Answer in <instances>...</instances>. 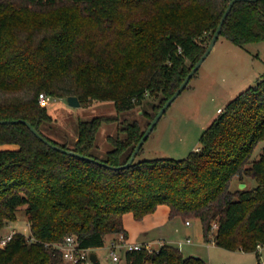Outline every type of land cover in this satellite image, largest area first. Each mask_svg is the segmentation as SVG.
Here are the masks:
<instances>
[{
    "label": "trees",
    "instance_id": "obj_1",
    "mask_svg": "<svg viewBox=\"0 0 264 264\" xmlns=\"http://www.w3.org/2000/svg\"><path fill=\"white\" fill-rule=\"evenodd\" d=\"M230 1L0 0V119L28 120L53 143L98 160L49 146L22 121L0 123V144L18 146L0 149V229L25 205L35 238L17 232L0 248V264H67L57 246L67 235L81 248H98L107 234L128 236L124 214L141 220L160 204L169 206L170 218H199L206 241L259 254L264 151L252 156L264 139V78L227 103L202 133L199 150L123 168L114 166L127 163L145 132L139 121L123 126L124 138L110 135L113 147L100 158L92 152L97 132L116 116L80 120L70 144L47 133L52 116L39 102L42 92L73 95L81 104L114 101L123 112L160 94L158 112L204 54ZM220 35L240 46L264 41V0L235 2ZM235 177L257 185L232 189ZM124 258L127 264H207L167 243Z\"/></svg>",
    "mask_w": 264,
    "mask_h": 264
},
{
    "label": "rangeland",
    "instance_id": "obj_2",
    "mask_svg": "<svg viewBox=\"0 0 264 264\" xmlns=\"http://www.w3.org/2000/svg\"><path fill=\"white\" fill-rule=\"evenodd\" d=\"M263 78L264 41L240 46L224 35H220L214 49L198 69V73L191 78L189 85L159 119L136 160L182 159L190 152L199 150L202 147V133L219 112L241 91L255 85ZM161 98L160 94H147L142 104L131 110L119 112L114 101L111 100H92L80 106H71L66 97H53L45 106L52 116L49 121L50 129L46 130L58 141H67L71 144L77 138L80 120L92 119L99 115H114L117 120L102 123L97 132L92 152L95 156L102 158L113 147L108 139L110 135L121 138L126 136L122 128L127 122L137 120L143 130L147 129L152 117L157 114L156 106L161 103ZM17 147L15 144H0V149H16ZM263 151L264 139L256 145L252 159H259ZM245 179L248 187L257 185L256 180L249 177ZM241 182L242 180L235 177L232 181V189L239 188ZM124 219L130 234L128 241L131 243L164 237L172 242V245H176V241L186 242L187 239H191V243L183 244V251L189 255L202 256L207 264L264 262V245L259 250V254L255 251L228 250L220 247L214 242L205 240L203 225L199 218H189L191 225H187L186 219L181 216L170 219L167 205H161L158 208L155 215L156 222L148 229L149 234L143 233L141 228L143 221L136 220L132 213H127ZM145 221L148 222V219ZM6 226L31 236L29 215L25 205L16 211V219L7 221ZM214 233L215 230H211V235ZM109 242L107 238L103 246L91 252L97 254L101 264H127L124 257H121L119 261L112 259ZM154 246L157 247L158 244L155 243Z\"/></svg>",
    "mask_w": 264,
    "mask_h": 264
},
{
    "label": "water",
    "instance_id": "obj_3",
    "mask_svg": "<svg viewBox=\"0 0 264 264\" xmlns=\"http://www.w3.org/2000/svg\"><path fill=\"white\" fill-rule=\"evenodd\" d=\"M237 1H241V0H231L229 3V6L226 10V12L223 15V18L217 28V30L214 32L209 45L207 46L204 54L200 57V59L196 62V64L193 66V68L190 70L189 74L186 76V78L184 79V81L181 83V85L178 87V89L174 92V94L168 98L166 100V102L163 104V106L159 109V111L157 112V114L153 117L152 121L150 122L149 126L147 127V129L145 130L144 134L142 135L141 139L139 140V142L136 144L130 158L128 159L127 163L123 164V165H119V166H114L115 168H123V167H129L131 166L134 161L137 158V155L139 154L141 147L144 145L145 141L147 140V138L149 137L150 133L152 132V130L154 129V127L156 126L157 122L159 121V119L162 117V115L165 113V111L167 110V108L173 103V101L180 95V93L186 88V86L188 85V83L190 82L191 78L194 76V74L196 73V71L200 68V66L203 64L204 60L207 58V56L210 54V52L214 49L215 44L221 34V30H222V25L224 20L226 19L227 15L229 14V12L231 11L233 5L235 2ZM251 1V0H249ZM68 103L71 106H80L81 102L79 100V98L77 96H69L67 97ZM24 122L27 124V126L31 129V131L37 136L39 137L41 140H43L45 143H47L49 146H52L55 149H58L62 152L68 153V154H73V155H78L81 156L85 159L91 160V161H98L90 156L81 154L77 151L71 150V149H67L64 148L62 146H59L55 143H53L51 140L45 138L41 132L28 120H3L0 119V123H9V122ZM247 187V183L245 182H241L239 188L240 189H244ZM195 257H198V255H193ZM90 257L93 260V262L95 264H101L100 260L97 256V254L95 252H91L90 253ZM122 257H124V253L122 254Z\"/></svg>",
    "mask_w": 264,
    "mask_h": 264
},
{
    "label": "built area",
    "instance_id": "obj_4",
    "mask_svg": "<svg viewBox=\"0 0 264 264\" xmlns=\"http://www.w3.org/2000/svg\"><path fill=\"white\" fill-rule=\"evenodd\" d=\"M53 96L48 95L45 92H42L39 96V102L41 106H47ZM187 224H191L190 220H187ZM218 223L215 221L212 224V230H217ZM19 232L15 228L7 227L0 229V248H4L14 237V235ZM29 241L34 240V237L27 236ZM188 243L191 242V239H187ZM184 241L180 242V246ZM155 242H145V243H131L128 241L124 233H117L116 236L112 239L109 245L110 256L114 261H119L122 257V254L131 250H138L141 248H146L149 251L160 248L154 246ZM63 251V257L65 262L69 264H95L90 257L91 249L79 247V243L75 235H67L65 240L57 245ZM262 245H258L260 250ZM181 248V247H180ZM264 264V262H260Z\"/></svg>",
    "mask_w": 264,
    "mask_h": 264
},
{
    "label": "crops",
    "instance_id": "obj_5",
    "mask_svg": "<svg viewBox=\"0 0 264 264\" xmlns=\"http://www.w3.org/2000/svg\"><path fill=\"white\" fill-rule=\"evenodd\" d=\"M161 205H166V204H160L159 206H158V208H160L161 207ZM167 207H168V216H169V218H170V208H169V206L167 205ZM158 208L156 209V211L155 212H153V213H150V214H148V215H146L143 219H141L142 221H143V225L141 226V228H142V230H143V233L144 232H146L147 234H149V228H151L152 226H153V224H154V222H156L155 221V215H156V213H157V211H158ZM128 213H131V212H128ZM127 215V213L126 214H124V217H123V219L125 218V216ZM132 215H133V213H132ZM175 218V217H174ZM145 219H148V222H146L145 221ZM170 219H173V218H170ZM137 220V219H136ZM124 221H125V219H124ZM141 221V222H142ZM152 221V222H151ZM186 222V224H187V221H185ZM191 224H192V222H191ZM191 224H187V225H191ZM124 225H125V222H124ZM125 228H126V226H125ZM127 229V228H126ZM127 232H128V236H127V239L129 240V238H130V234H129V231H128V229H127ZM116 236V234H113V233H111V234H107L106 235V237H105V241H106V239L107 238H109V240H110V242L112 241V239L114 238ZM183 240H179V241H176L175 243H176V246L178 245V247L183 251V244H185V243H188V242H184L181 246H180V242H182ZM109 242V243H110ZM130 242V241H129ZM145 242H155V243H157L158 244V246L157 247H159L161 244H165V243H167V244H172V242H170L167 238H164V237H161V238H152V239H145L144 241H136V242H132V243H145ZM191 243V242H190ZM97 248H93V249H91V250H96ZM241 251V250H240ZM184 252V251H183ZM185 253V252H184ZM186 254V253H185ZM186 255H189V254H186ZM101 263V262H100Z\"/></svg>",
    "mask_w": 264,
    "mask_h": 264
}]
</instances>
